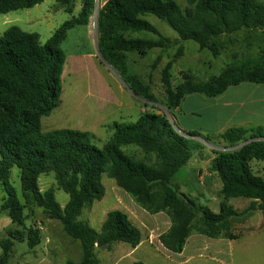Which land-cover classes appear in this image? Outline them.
Returning <instances> with one entry per match:
<instances>
[{
    "label": "trees",
    "instance_id": "16d2710c",
    "mask_svg": "<svg viewBox=\"0 0 264 264\" xmlns=\"http://www.w3.org/2000/svg\"><path fill=\"white\" fill-rule=\"evenodd\" d=\"M46 0H0V16L32 9ZM67 14L75 11L74 0H54ZM78 17L63 23L47 41L40 35L11 27L0 35V187L5 193L1 211L12 222L24 226V211L33 205L49 218L59 221L65 232L78 241L82 249L80 262L66 264H101L98 249L112 250L116 243L137 248L142 241L141 230L129 216L119 210L109 212L101 229L96 231L82 220L83 211L93 207L106 194L103 175L151 215L165 213L171 222L159 240L172 253H182L187 240L194 234L210 239H239L235 225L245 223L255 212H264V177L257 174L252 163L264 164V127L249 129L232 127L221 135L188 132L175 129L166 115L144 113L135 122H114L107 128L112 137L99 147L94 134L74 129L43 131L42 120L59 106L63 93L62 76L66 54L62 44L70 30L88 26L95 0H81ZM183 8L177 0H108L99 10L98 49L102 58L115 69L128 88L140 99L157 103L151 85L132 73L128 54L145 58L155 49L166 50L187 41L197 43L219 57L224 38L244 33L247 41L254 35L263 37L264 2L260 0H185ZM152 15L165 22L176 34L172 39L162 36L143 17ZM147 32L157 39L134 38L129 34ZM184 54L179 47L173 59L162 70L163 104L170 110L179 108L192 94L217 98L227 89L243 83L264 85V48L257 58H244L229 64L222 73L206 82H196L183 75V82L172 85L174 64ZM162 61L157 57L152 67ZM195 138L210 142L220 138L230 147L243 143L233 151H213L211 173L222 186L224 197L219 213L197 204L172 183L175 175L193 158L199 148ZM134 146L143 158L128 155L123 148ZM17 167L22 189L19 198L11 182L12 169ZM54 175L58 190L69 196L62 207L55 189H40L42 175ZM251 201L243 211L229 204L230 199ZM31 214L34 210H30ZM27 241L30 249L42 242L41 231L30 227L27 234L13 231L1 244L7 264L16 242ZM135 264H143L136 262Z\"/></svg>",
    "mask_w": 264,
    "mask_h": 264
},
{
    "label": "rangeland",
    "instance_id": "374dc122",
    "mask_svg": "<svg viewBox=\"0 0 264 264\" xmlns=\"http://www.w3.org/2000/svg\"><path fill=\"white\" fill-rule=\"evenodd\" d=\"M74 1L76 4L81 3V7H83L81 0ZM105 1L95 0V6L89 20L90 28H78L77 32L71 34L68 39L66 38V42L62 44V49L66 54L64 70H67L63 72L64 76H62L63 93L59 106L50 116L42 120L44 132H48L52 128H61L62 126L72 129L89 128V122L91 126V119L95 118L98 101L87 96L88 72L86 69L88 67L91 70L87 65L92 63L91 60L87 59V56L93 54L96 49L94 41V35L96 33L95 11L96 8L100 10ZM177 1L183 8L188 6L185 0ZM260 1L264 2V0ZM56 7L59 8L54 0H46L44 3L32 9H24L11 12L7 15H1L0 35L11 27H18L24 32L39 34L41 43L46 44L51 38L54 29L72 17V15L64 11L56 10ZM74 15H77V13L74 12ZM143 18L150 22L162 36L172 39L177 38V34L165 22L152 15H147ZM129 36L148 40L157 39L153 34L147 32L129 34ZM231 38L233 43H230L226 38L223 39L224 46L217 58H214L208 50H201L199 45L193 41L183 42L178 45L175 44L166 50H152L145 58H139L137 54L129 53L128 64L131 72L140 75L144 81L150 83L151 92L158 101L157 103L143 102L142 114L148 112L166 115L172 124L175 123V129L182 135L185 134L177 121V112L172 111L173 109H168L162 103L164 100L161 82L162 70L173 59L179 47H184V54L177 60L171 71L172 85L174 88L184 81V74L190 77L192 76L196 82H206L213 77L219 76L233 62L248 57L257 58L261 55V50L264 48L262 36L256 34L247 41L244 33H239ZM159 56L162 58L161 63L156 68L152 67L154 61ZM95 64L97 66L96 69L103 74L111 86L115 88L117 87L116 83L119 82L126 87L115 69L106 64L100 58L99 54L95 58ZM126 95L127 93L122 95L124 107L121 110H123L124 114L133 116L136 111L135 109L129 111L131 108L127 107L128 100ZM89 111H92L91 116L86 114ZM186 119L192 122L196 118L188 115ZM50 121L54 122V127L49 124ZM56 121H60V123L66 125H60ZM112 135L113 133H105L98 130L96 131L95 143L99 147H102ZM195 140L198 142L199 148L195 150L191 161L175 175L172 183L178 186L183 194L190 197L197 204L206 206L217 214L221 211V204L224 201V197L220 195L222 184L219 178L215 174L209 176L211 160L214 157L213 151H233L240 148L243 143L236 147H230L227 143L220 140V138H212L210 142L203 138H195ZM123 150L128 155L136 156L139 159L144 157L140 153V150L134 146L123 148ZM252 167L257 174L264 177L263 163L254 161ZM11 182L17 189L20 200L24 203L17 167L12 169ZM103 185L106 190L105 197L101 201H96L92 208L85 209L81 217L82 220L88 221L96 231L101 229L109 212L119 210L126 213L121 205L123 200L122 195L128 196L138 209L152 216L136 204L132 197L119 188L116 182L106 174L103 175ZM50 188L55 189L57 201L62 207H65L69 201V196L62 190L57 189L54 175H42L40 178V189L46 191ZM4 198L5 193L0 187V208ZM123 202V205L127 208L129 205L124 200ZM250 203L251 201L245 198L229 200V204L238 211L245 210ZM30 208L34 210V213L31 214V209L29 208L24 211L26 217L24 226L14 224L7 213L0 210V261L3 258L1 244L9 240L10 233L17 230L23 231L26 235L30 227L35 226L41 231V244L35 250H32L29 248L27 241L23 243L16 242L12 248V253L7 264H66L69 260L76 263L80 262L82 257L80 243L69 237L63 225L59 221L49 218L37 205H33ZM258 213L255 212L245 223L235 225L236 232L241 235L239 239L231 243L229 251L231 258H228V264H264V225L261 229H256L262 225V218L260 219L259 216L262 212ZM134 217L137 218L135 215ZM138 220L141 222L139 218ZM124 249L130 250L131 246L124 243H116L113 245L111 251L105 247L98 249V257L101 264H116V261L125 254L123 253ZM146 253L147 251L142 249L135 253V255L126 258L121 264L141 262L142 260L139 259L144 258ZM155 264L162 263L158 262Z\"/></svg>",
    "mask_w": 264,
    "mask_h": 264
},
{
    "label": "crops",
    "instance_id": "0c3cea01",
    "mask_svg": "<svg viewBox=\"0 0 264 264\" xmlns=\"http://www.w3.org/2000/svg\"><path fill=\"white\" fill-rule=\"evenodd\" d=\"M75 5L77 7H75L74 12H76L77 15L73 13L70 19L78 17L81 11V3H75ZM56 10L64 11L57 7ZM59 27L60 25L54 29L53 34ZM86 27L90 28V24L88 26H78L70 30L67 39L71 34H75L78 28ZM66 40L64 42H66ZM97 55L98 51L96 47L94 53L87 56V59L92 62L87 65L91 70H89L88 67L86 69L88 72L87 96L98 101L95 118L91 119V126L89 122V128H73L74 130L90 132L95 136L98 130L105 133H112L107 127L114 122H135L142 115V104L146 102L135 96L127 86L124 87L119 82L116 83V89L111 86L103 74L96 69L95 58ZM66 71L65 69L64 72ZM125 93H127V107L131 108L129 111L133 109L136 111L133 116L124 114L123 110H121V108L124 107L122 95ZM172 111L177 112V121L185 133L196 131L202 135H221L232 127H243L246 129L257 126L264 127V85L243 83L238 86L230 87L217 98H208L204 95L192 94L185 98L179 108L173 109ZM86 114L91 116L92 111ZM188 115L194 116V118H196L195 121H188L186 119ZM56 122L60 125H66L60 123V121ZM49 124L54 127L53 121H50ZM65 127L66 126L52 128L50 131L56 129H72ZM212 174L213 173L209 171V176ZM121 197L129 205L126 208L122 200V208L125 209L126 214L132 222L141 230L143 238L137 248L131 247L130 250L124 249L123 253L125 254L116 261V264L123 263L126 258L135 255V253L142 249L147 251L144 258L139 259L142 260L141 263L143 262L144 264H155L158 262L162 264H228V258H231L229 252L231 243L234 241L227 239H210L203 235L194 234L187 240L182 253H172L164 248L159 240V237L168 231L171 226L169 217L165 213L149 216L138 209L128 196L122 195ZM134 215L137 216V218H135ZM259 216L260 219L262 218V225L258 226L256 228L257 230L261 229L264 225V212Z\"/></svg>",
    "mask_w": 264,
    "mask_h": 264
},
{
    "label": "water",
    "instance_id": "95a60500",
    "mask_svg": "<svg viewBox=\"0 0 264 264\" xmlns=\"http://www.w3.org/2000/svg\"><path fill=\"white\" fill-rule=\"evenodd\" d=\"M98 20H99V10L98 8H96V11H95V28H96V33H95V43H96V47H97V51H98V54L100 56V58L106 63L108 64L101 56L100 52H99V49H98ZM109 65V64H108ZM123 81V80H122ZM124 82V81H123ZM125 84V82H124ZM126 85V84H125ZM127 86V85H126ZM134 94V93H133ZM135 95V94H134ZM136 96V95H135ZM138 97V96H137ZM139 98V97H138ZM143 100V99H142ZM184 136H186L185 134H183ZM244 146V145H242ZM240 146V147H242ZM104 248V246L102 247Z\"/></svg>",
    "mask_w": 264,
    "mask_h": 264
}]
</instances>
